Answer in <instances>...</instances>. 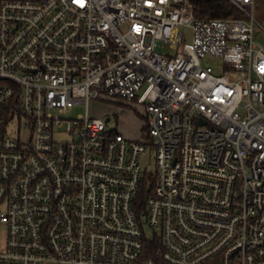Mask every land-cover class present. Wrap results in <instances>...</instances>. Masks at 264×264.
Instances as JSON below:
<instances>
[{
  "label": "built area",
  "instance_id": "2783aa9c",
  "mask_svg": "<svg viewBox=\"0 0 264 264\" xmlns=\"http://www.w3.org/2000/svg\"><path fill=\"white\" fill-rule=\"evenodd\" d=\"M231 1L0 0V264H264V0ZM102 98L145 104L148 138Z\"/></svg>",
  "mask_w": 264,
  "mask_h": 264
},
{
  "label": "rangeland",
  "instance_id": "374dc122",
  "mask_svg": "<svg viewBox=\"0 0 264 264\" xmlns=\"http://www.w3.org/2000/svg\"><path fill=\"white\" fill-rule=\"evenodd\" d=\"M259 8L256 10V15L259 19L264 17V7L257 3ZM187 34L188 42H191V30L188 27L184 28ZM256 40L264 46V33L262 31L256 32ZM215 59L208 57L204 63H214ZM86 106L84 104L75 105L67 113L64 114L66 118H76L78 115L85 113ZM89 111L91 115L107 118L111 120L108 122L110 129H116L123 133L129 139H147L148 133V118L145 104L136 101H126L122 99H94L89 103ZM14 127V126H13ZM17 127L14 128L16 134ZM13 133V131H12ZM142 163L151 171H156L155 151L150 147L149 151L142 155ZM6 209L4 204H0V213ZM147 234H153L151 228L146 227ZM6 237V227L0 226V242L3 244ZM51 264V263H46Z\"/></svg>",
  "mask_w": 264,
  "mask_h": 264
},
{
  "label": "trees",
  "instance_id": "16d2710c",
  "mask_svg": "<svg viewBox=\"0 0 264 264\" xmlns=\"http://www.w3.org/2000/svg\"><path fill=\"white\" fill-rule=\"evenodd\" d=\"M195 7V13L201 18H226V17H241L242 13L232 3L231 0H191ZM151 177L146 178V182L142 187L139 203H144L145 197L149 192L147 187V180Z\"/></svg>",
  "mask_w": 264,
  "mask_h": 264
},
{
  "label": "water",
  "instance_id": "95a60500",
  "mask_svg": "<svg viewBox=\"0 0 264 264\" xmlns=\"http://www.w3.org/2000/svg\"><path fill=\"white\" fill-rule=\"evenodd\" d=\"M106 120L108 121L109 120V117H107Z\"/></svg>",
  "mask_w": 264,
  "mask_h": 264
}]
</instances>
